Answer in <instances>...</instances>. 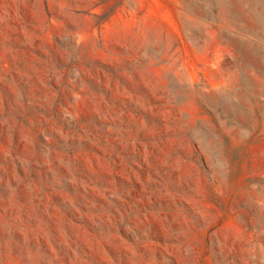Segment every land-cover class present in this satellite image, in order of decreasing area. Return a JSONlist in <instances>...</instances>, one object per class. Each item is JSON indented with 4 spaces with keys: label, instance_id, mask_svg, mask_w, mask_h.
<instances>
[{
    "label": "rangeland",
    "instance_id": "rangeland-1",
    "mask_svg": "<svg viewBox=\"0 0 264 264\" xmlns=\"http://www.w3.org/2000/svg\"><path fill=\"white\" fill-rule=\"evenodd\" d=\"M263 18L0 0V264H264Z\"/></svg>",
    "mask_w": 264,
    "mask_h": 264
},
{
    "label": "bare ground",
    "instance_id": "bare-ground-1",
    "mask_svg": "<svg viewBox=\"0 0 264 264\" xmlns=\"http://www.w3.org/2000/svg\"><path fill=\"white\" fill-rule=\"evenodd\" d=\"M264 19V18H263ZM263 26V25H262ZM252 30V29H251ZM255 31V30H254ZM259 33V32H258ZM257 33V34H258ZM241 45V44H240ZM242 46V45H241ZM256 48V47H255ZM249 50V49H248ZM241 52H243L242 51V49L240 50ZM255 53V52H254ZM257 58H258V56L257 55H255ZM261 56H263V54L261 55ZM253 57H254V55H253ZM262 58V57H261ZM263 59V58H262ZM259 60V59H258ZM259 63V62H258ZM257 66V65H256ZM263 67V66H262ZM246 68H248V67H246ZM263 69V68H262ZM245 70V69H244ZM258 71V70H257ZM243 72V71H242ZM252 72H255V70L254 71H252ZM246 84V83H245Z\"/></svg>",
    "mask_w": 264,
    "mask_h": 264
}]
</instances>
